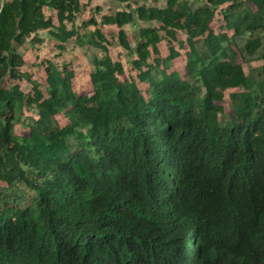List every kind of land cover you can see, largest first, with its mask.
I'll return each instance as SVG.
<instances>
[{"label":"trees","instance_id":"obj_1","mask_svg":"<svg viewBox=\"0 0 264 264\" xmlns=\"http://www.w3.org/2000/svg\"><path fill=\"white\" fill-rule=\"evenodd\" d=\"M118 1L101 23L120 28L130 75L94 16L67 28L80 0L0 11V264H264V66L256 78L238 60L262 46L264 0ZM139 21L132 45L123 26ZM40 30L105 52L91 92L66 63L43 61L44 81L22 70L15 44ZM163 33L184 52L160 56Z\"/></svg>","mask_w":264,"mask_h":264},{"label":"rangeland","instance_id":"obj_2","mask_svg":"<svg viewBox=\"0 0 264 264\" xmlns=\"http://www.w3.org/2000/svg\"><path fill=\"white\" fill-rule=\"evenodd\" d=\"M139 3H142L139 2ZM165 0H146L148 5H165ZM81 10L76 15L75 21L66 22L67 28H76L80 34L87 33L92 31L95 26L90 24H84L91 16H94L99 23V27L105 35V45L107 52L114 60H119L123 63L126 75H130L132 71V60L135 57L132 53L126 50L119 43L118 33L120 28L116 25H107L101 23L102 15L105 13H115L117 10L126 8L125 4L118 0H80ZM100 7L101 10L97 11L96 7ZM46 14L54 18L55 23L58 24V19L53 10L46 9ZM218 20V19H217ZM216 20V21H217ZM218 21L214 23V26H218ZM145 24L146 22L139 21L138 24H126L123 26V29L128 35V40L130 43L135 44L137 39V34L139 32V27ZM156 24L151 22L150 25ZM262 37V46L253 54H248L245 50L241 51L238 60L243 64L246 74L252 75L253 77H261L264 66V34ZM170 43L174 44L177 49L184 52V49L179 46L176 41L170 40L169 37H166L163 33V41L159 44V55L167 56L170 52ZM61 43L53 38L48 30H40L37 37L34 39L32 37L27 38L26 42L23 45L15 44L17 50L23 54L25 59V64L22 66V70L27 71L31 74L32 78L37 81H44L45 71L43 61L51 59L53 62L58 65L67 64L70 68L74 69V87L80 93H89L91 92V82L90 74L94 70L93 65V55L97 54L103 56L104 51L98 50L94 51L87 44H80L78 40L74 37L70 39L67 43L64 44L65 49L62 50L60 47ZM185 60L182 58L174 59L172 62V68L184 70ZM17 82L22 86L25 91L30 90L31 85L26 80H17ZM239 91L236 88L228 89L225 92L224 101L222 106L224 107V113L230 114L232 111L231 108V99L230 93ZM26 118L28 116L35 117V112L32 110L26 111ZM58 120L60 124H65L67 122L66 117L63 114H59ZM28 119V118H27ZM25 121L22 122V124ZM17 124L16 132L21 134L28 133V126L26 124Z\"/></svg>","mask_w":264,"mask_h":264},{"label":"built area","instance_id":"obj_3","mask_svg":"<svg viewBox=\"0 0 264 264\" xmlns=\"http://www.w3.org/2000/svg\"><path fill=\"white\" fill-rule=\"evenodd\" d=\"M10 0H0V11L2 10L4 4Z\"/></svg>","mask_w":264,"mask_h":264}]
</instances>
